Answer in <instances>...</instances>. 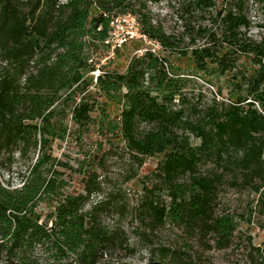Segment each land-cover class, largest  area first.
<instances>
[{"label":"trees","instance_id":"obj_1","mask_svg":"<svg viewBox=\"0 0 264 264\" xmlns=\"http://www.w3.org/2000/svg\"><path fill=\"white\" fill-rule=\"evenodd\" d=\"M231 1L236 10L226 11L220 22L224 40L233 45L249 23L243 0ZM253 1L264 8V0ZM125 2L0 0V264H108L106 258L129 248L126 231L102 220L104 212L121 209L108 202L111 197L85 210L99 190L94 172L84 192L64 194L52 149L66 139L68 117L81 128L92 121L94 109L84 95L93 83L88 75L96 69L89 48L97 43L109 49L111 18L129 13ZM193 3L213 6V0ZM133 13L144 35L164 49L173 46L145 13ZM256 49L262 56V46ZM191 56L201 72L214 59L224 65L223 57L215 58L208 48ZM254 76L251 88L263 103L264 92L258 91L264 66ZM95 87L120 106L115 128L139 165L144 158L161 157L137 209L145 232L170 223L227 246L234 220L214 209L227 179L249 186L264 207V106L260 111L248 98L237 97L227 108L210 107L192 116L177 107L184 101L183 79L166 58L149 51L133 56L124 73L104 72ZM140 124L147 128L140 131ZM207 161L213 167L202 171ZM18 177L21 183L14 185ZM159 251L163 262L181 260L176 250Z\"/></svg>","mask_w":264,"mask_h":264},{"label":"rangeland","instance_id":"obj_2","mask_svg":"<svg viewBox=\"0 0 264 264\" xmlns=\"http://www.w3.org/2000/svg\"><path fill=\"white\" fill-rule=\"evenodd\" d=\"M60 1L66 3L68 0ZM243 2L249 27L241 29L239 42L233 45L224 40L220 22L226 11L236 10L231 0H213V6L209 8H200L193 0L157 3L126 0L124 4L129 6V13L133 15V12L145 13L152 25L172 38L173 46L161 47L158 55L166 58L175 74L183 79L184 101L177 107L185 108L192 116L204 114L210 107L227 108L237 97L248 98L260 111L263 109L264 101L255 100L257 93L251 86L254 73L264 66V8L253 0ZM257 46H262V56L257 52ZM140 47L138 41L129 42L114 55L97 43L89 48L96 69L88 75V78L93 77V83L84 95L88 96L87 100L94 109L92 121L88 127L81 128L68 117L66 139L52 146L63 182L62 192H84L94 172L99 190L89 197L85 210L110 197L108 202L121 208L102 214L106 225H119L126 231L129 244L127 250L117 251L106 258L108 264H264V207L259 205V195L249 186L233 184L230 179L220 189L214 206L216 213L232 216L235 223L233 236L225 247L216 245L211 235L187 233L170 223L150 234L138 221L137 209L144 188L153 184V173L161 157L144 158L143 164L139 165L125 146L119 128H115L120 106L99 93L95 83L104 72L124 73ZM203 48L210 49L215 58L223 57L224 65L218 66L214 59L205 72L199 71L192 62L191 52ZM258 92H264V82H260ZM64 109L69 112V108ZM146 128L145 124L139 126L140 131ZM189 136L194 145L199 143L194 135L189 133ZM212 165V161H207L202 171H208ZM21 180V177L14 179V185H19ZM159 193L163 200H168L164 191ZM161 248L178 251L181 260L163 262Z\"/></svg>","mask_w":264,"mask_h":264},{"label":"built area","instance_id":"obj_3","mask_svg":"<svg viewBox=\"0 0 264 264\" xmlns=\"http://www.w3.org/2000/svg\"><path fill=\"white\" fill-rule=\"evenodd\" d=\"M138 41L141 47L136 55L151 52L157 55L161 46L158 41L148 38L140 30V25L135 15L131 13L116 15L110 21V33L105 41L112 55L129 42Z\"/></svg>","mask_w":264,"mask_h":264}]
</instances>
